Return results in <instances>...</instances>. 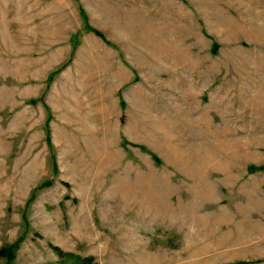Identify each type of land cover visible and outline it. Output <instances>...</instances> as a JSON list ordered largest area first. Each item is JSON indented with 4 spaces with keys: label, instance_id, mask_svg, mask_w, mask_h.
Instances as JSON below:
<instances>
[{
    "label": "rangeland",
    "instance_id": "374dc122",
    "mask_svg": "<svg viewBox=\"0 0 264 264\" xmlns=\"http://www.w3.org/2000/svg\"><path fill=\"white\" fill-rule=\"evenodd\" d=\"M54 249L264 264V0H0V264Z\"/></svg>",
    "mask_w": 264,
    "mask_h": 264
},
{
    "label": "trees",
    "instance_id": "16d2710c",
    "mask_svg": "<svg viewBox=\"0 0 264 264\" xmlns=\"http://www.w3.org/2000/svg\"><path fill=\"white\" fill-rule=\"evenodd\" d=\"M81 12H83V11L81 10ZM81 14L84 16L83 13H81ZM84 20H85V22H86V17H84ZM86 25H87V23H86ZM86 27H87V29H89L90 31H92V33H94L95 35H97V36H99L100 38H102V36L99 34V32L93 30V29L90 28L88 25H87ZM102 39H103V38H102ZM54 252L56 253V255H57L59 258L67 257V259H69V260L71 259V261H74V264H87V262L80 260V258H78V257H76V256H71V255H65V254H63V253L60 252L58 249H54ZM2 254H3V251L0 252V255H2Z\"/></svg>",
    "mask_w": 264,
    "mask_h": 264
},
{
    "label": "crops",
    "instance_id": "0c3cea01",
    "mask_svg": "<svg viewBox=\"0 0 264 264\" xmlns=\"http://www.w3.org/2000/svg\"><path fill=\"white\" fill-rule=\"evenodd\" d=\"M104 40V39H103ZM45 90H46V88H45ZM30 101H32V100H30ZM33 102H35V100H33ZM46 106H49L48 108H49V110H50V112H52V113H56V114H58L59 115V119L58 120H62L61 118H60V108H57V107H53V106H51V105H48L47 103H46ZM46 106H44V108H43V106H42V109L44 110V111H46V112H48V108L46 107ZM56 109V110H55ZM59 110V111H58ZM49 120V119H48Z\"/></svg>",
    "mask_w": 264,
    "mask_h": 264
}]
</instances>
